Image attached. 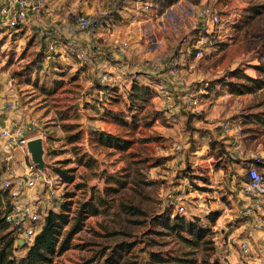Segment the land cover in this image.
<instances>
[{
	"label": "rangeland",
	"instance_id": "rangeland-1",
	"mask_svg": "<svg viewBox=\"0 0 264 264\" xmlns=\"http://www.w3.org/2000/svg\"><path fill=\"white\" fill-rule=\"evenodd\" d=\"M196 1L178 0L162 10L154 0H128L129 14L111 32V44L101 39L105 54L89 50V60L70 52L49 58L51 40L34 32L36 25L0 30V83L16 85L15 110L35 122L29 136L43 140L42 172L61 179L60 199L70 196L73 215L86 201L99 204V215L84 220L53 264H109L112 253L118 264H183L180 257L189 252L188 259L202 264L206 251H191L164 226L176 216L200 218L222 264H264V231L247 215L252 198L246 192L253 170L264 177V124L258 121L264 120V89L249 90L256 83L241 78L262 80L264 0ZM206 5L222 18L221 37L203 58L182 62L187 87L200 97L198 113L181 89L167 96L163 87L175 80L165 67L153 74L147 62L162 57L167 63L179 49L185 54L196 12ZM122 41L130 44L127 54L117 49ZM107 63L114 70L103 83ZM100 134L113 139L103 142ZM22 152H15L11 172ZM211 212L220 214L215 221L208 219ZM246 239L253 244L249 257L241 252ZM153 255L171 262L158 263Z\"/></svg>",
	"mask_w": 264,
	"mask_h": 264
},
{
	"label": "built area",
	"instance_id": "built-area-1",
	"mask_svg": "<svg viewBox=\"0 0 264 264\" xmlns=\"http://www.w3.org/2000/svg\"><path fill=\"white\" fill-rule=\"evenodd\" d=\"M126 2L128 0L114 1L110 9L101 12L97 16L79 13L72 24V32L86 34L92 40L93 48H98L100 46L101 30L111 23V20L115 18V13L124 8ZM49 3L50 0H0V30L18 29L26 25L30 15H40ZM196 17L194 33L185 54L180 49L177 52L172 51L167 63H165L166 58L157 57L148 60L147 68L153 74H157L161 71V67H165L169 75L175 80V83L170 87L164 86V93L167 96H171L174 90L181 89V95L186 100L187 107L199 113L202 105L200 97L187 87L182 77V62H188L191 58H203L208 49L218 42L222 34V18L210 5H206L197 11ZM45 35L52 37L53 32L50 29H46ZM116 45L118 51L122 54H127L130 49L128 41L117 42ZM64 52L75 54L82 60H89L92 56L88 50L73 42L63 43L62 41H54L49 45V58H51L52 54ZM178 52L184 55L177 57ZM110 69V63L102 66L100 74L101 82L107 83L110 81V74L113 73L111 71L114 70ZM134 76L136 78L144 77L143 74H135ZM162 82L165 85V82ZM10 106H14V104L11 103ZM168 107L169 105L166 104L165 111H168ZM170 116L171 114H168V117ZM172 117L173 121H178L176 115ZM29 126L27 128L23 125H17L13 129H0V148L6 154V163L9 164L14 160V151L17 148H27L28 141L30 140L28 134L31 128L35 126V122L30 121ZM224 128L229 130V124H225ZM1 141L3 142V148L1 147ZM255 157L258 158L257 156ZM35 179L38 182H35ZM26 185L43 186L44 190L49 193L50 198L54 199L60 189L61 179L36 169L34 163L31 162L27 167L25 175H18L14 172L10 179L3 181L1 184V189L3 191L8 190L13 200L11 210L6 213L5 219L16 233L17 245H19V242H22L23 246L21 247L29 248L33 245L36 236L43 227L46 212H42L38 201L23 202L20 199L22 186ZM246 192L252 198L247 215L249 214L252 218L251 222L255 228L264 231V177L256 170L251 172V179L247 184ZM252 251L253 244L251 241L248 239L243 240L241 242L243 256L249 257Z\"/></svg>",
	"mask_w": 264,
	"mask_h": 264
},
{
	"label": "trees",
	"instance_id": "trees-1",
	"mask_svg": "<svg viewBox=\"0 0 264 264\" xmlns=\"http://www.w3.org/2000/svg\"><path fill=\"white\" fill-rule=\"evenodd\" d=\"M155 4L163 10L169 5H173L178 0H154ZM199 0L196 1V4ZM262 76V80L254 79L246 74H241V78L256 83V86L250 89L262 90L264 89V68H257ZM136 85V84H134ZM136 87H140L136 85ZM240 93H243L240 91ZM260 123L264 124V120L259 119ZM105 137V138H104ZM103 142L110 143L113 139L112 136L100 134ZM56 172L61 175L65 183H73V176H67L66 173L60 169ZM68 200L61 203L60 211L50 209L46 212L44 217V224L40 233L29 248L17 245V236L15 231L7 223L5 215L11 210L13 200L10 192L0 190V264H53L56 257L61 256L63 253L71 248V240L75 234L81 231L83 222L87 217L97 216L100 213L99 204L89 200L80 204L78 212L73 215L74 202ZM219 212H211L208 216L209 220L215 221L219 217ZM168 218L165 227L170 229L172 233L177 234L191 251L196 252L199 249L206 251V257L202 259V264H222L220 259L214 256V244L211 236V231L206 226H200V218L194 220H187L185 217L176 216ZM163 235V234H162ZM131 246H126V252H129ZM23 249L25 253L17 256V251ZM27 249V250H26ZM108 258L106 262L109 264H118V258ZM186 259L180 257L183 264H196L195 260H190L187 257L193 256V252L186 253ZM154 261L158 263H170V258L153 255ZM122 255L119 256V259Z\"/></svg>",
	"mask_w": 264,
	"mask_h": 264
},
{
	"label": "crops",
	"instance_id": "crops-1",
	"mask_svg": "<svg viewBox=\"0 0 264 264\" xmlns=\"http://www.w3.org/2000/svg\"><path fill=\"white\" fill-rule=\"evenodd\" d=\"M111 1L114 2L119 0H50L49 5L45 7L40 15L32 14L29 16L28 23L29 26L36 25L37 31L34 32L40 31L44 36H46L45 30L50 29L53 32V36H46L47 40H51L50 44L54 41H62L63 43L73 42L88 51L94 50V56L102 53L105 54L103 47H98L97 49L93 48L92 40L86 34L73 33L72 24L75 20V17L79 13L96 15L98 13H101L104 7H106L107 5H111ZM177 2L178 1H176L173 5H169L167 8L173 7ZM126 10L127 8L125 6L120 11H118L120 16L117 15V17L111 20V23L103 28L100 32L101 39L103 38L104 40H106L108 45H110L113 41V39H111V32L122 23L121 17H127V15L129 14ZM71 15H74V18H72ZM109 60L111 59L109 58ZM1 84L2 83H0V129H13V127L17 125H23L27 128L30 127L29 124L31 120L27 119L25 112L23 114L22 109L19 111L15 110V107L17 105L16 99L17 97L19 98V92L17 91L16 85L10 84L9 87H5ZM11 103H13L14 106H10ZM35 127L36 126H33L32 128L35 129ZM30 133L31 130L29 134ZM29 134L28 138L33 139L32 136H29ZM1 147L3 148L2 141ZM17 149L14 151V155L16 151L22 149V153H24V156L15 165L13 172H11V163H6V154L0 148V190H2V182L10 179L14 172L18 175L26 174L27 167L30 164L28 160V158H30V154L27 148ZM15 159L16 157H14L13 161H15ZM21 192L22 194L20 199L23 202H32L34 200L38 201L43 213L47 212L50 209L58 211L57 206L62 202L59 192L56 194V197L52 199L50 198L49 193L44 190L43 186H22Z\"/></svg>",
	"mask_w": 264,
	"mask_h": 264
},
{
	"label": "water",
	"instance_id": "water-1",
	"mask_svg": "<svg viewBox=\"0 0 264 264\" xmlns=\"http://www.w3.org/2000/svg\"><path fill=\"white\" fill-rule=\"evenodd\" d=\"M27 149L36 169L43 171L45 169L43 140L41 138L30 139ZM19 245L23 246V243L19 242Z\"/></svg>",
	"mask_w": 264,
	"mask_h": 264
}]
</instances>
